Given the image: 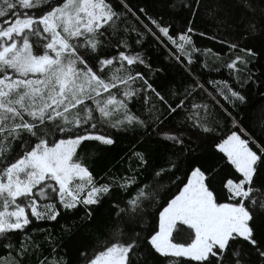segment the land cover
Here are the masks:
<instances>
[{"label":"snow or ice","instance_id":"obj_1","mask_svg":"<svg viewBox=\"0 0 264 264\" xmlns=\"http://www.w3.org/2000/svg\"><path fill=\"white\" fill-rule=\"evenodd\" d=\"M151 3L0 0V264L40 249L35 222L70 215L62 254L39 264H264V107L247 126L239 114L264 88V0ZM208 54L229 80L197 71ZM128 134L162 146L161 162L141 185L150 154L135 151L132 175L101 183L82 146Z\"/></svg>","mask_w":264,"mask_h":264},{"label":"trees","instance_id":"obj_2","mask_svg":"<svg viewBox=\"0 0 264 264\" xmlns=\"http://www.w3.org/2000/svg\"><path fill=\"white\" fill-rule=\"evenodd\" d=\"M132 5L144 6L148 9L150 14H154L156 11H159V6L153 7L151 0H131ZM167 19V16H165ZM180 25H174L173 31ZM198 27H203L198 23ZM134 37L135 34H132ZM131 43V41H130ZM196 43L201 48H212L213 52H219L221 57L225 60L229 58L227 55L226 46L218 44L216 41L208 40L206 38L196 37ZM145 49L148 52L151 63L154 67H165V72L169 79H175L179 81L182 72L177 71L176 69H167L166 65L168 61L164 60V49L156 45L152 40H149L145 44ZM201 61H206L209 64V68H198L197 71L204 72L205 80H229V70L225 67H220L219 62L215 58L208 54L207 56H201ZM219 67V71H214L211 69ZM253 67V66H250ZM141 71L143 68L141 66ZM254 71H257L256 67H253ZM211 90V85H206ZM264 92V88L257 91L256 88H253L250 92V103L240 111V117L243 120L245 126L248 124V117L256 114L262 107H264V96L260 94ZM117 142L111 147L98 146L95 142H86L82 146L83 153L87 154L91 159L90 171L93 175L101 182H105L108 179L132 175V170L137 168L136 159L132 158V154L135 151L147 150L150 154L149 164L150 167L146 172L139 175V182L141 185L145 184L151 177L153 169L158 167L164 156V148L161 146L157 149L156 143L151 144H142L137 143L136 139L133 138L132 134L128 135H117ZM154 149H157L153 151ZM134 188L129 190L128 195H131L134 192ZM177 189L174 187L172 192L175 193ZM114 195L122 194L118 189H115L113 192ZM109 204H105L97 214V226L106 219L107 210ZM82 214V213H81ZM76 223L79 225V220L75 216H68L64 219H60L59 223L55 221H37L29 229V235L40 244V249L38 251H33L32 248H29V252L32 254L25 255L22 261V264H39V260L44 257L55 258L57 254H62V249L57 248L56 253L52 252V248L60 244L61 241L65 238V233L62 231V226L65 224ZM32 229H42L43 231L33 232ZM48 234L51 235V242H45ZM22 237L17 235L13 239L19 241ZM18 247V244H17ZM6 255L5 249L0 247V257Z\"/></svg>","mask_w":264,"mask_h":264}]
</instances>
